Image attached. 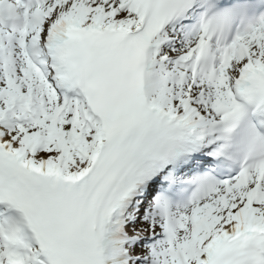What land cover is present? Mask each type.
<instances>
[{
    "label": "snow or ice",
    "instance_id": "6c2138e0",
    "mask_svg": "<svg viewBox=\"0 0 264 264\" xmlns=\"http://www.w3.org/2000/svg\"><path fill=\"white\" fill-rule=\"evenodd\" d=\"M0 264H264V0H0Z\"/></svg>",
    "mask_w": 264,
    "mask_h": 264
}]
</instances>
